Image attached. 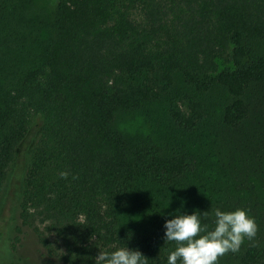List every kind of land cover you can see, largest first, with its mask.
<instances>
[{
    "label": "trees",
    "instance_id": "obj_1",
    "mask_svg": "<svg viewBox=\"0 0 264 264\" xmlns=\"http://www.w3.org/2000/svg\"><path fill=\"white\" fill-rule=\"evenodd\" d=\"M33 3L0 0V239L11 263L96 264L126 245L167 264L169 213L219 207L247 209L258 231L218 264H264V187L247 180L264 168V0H57L42 18ZM122 114L151 133H124ZM31 241L49 261L20 255Z\"/></svg>",
    "mask_w": 264,
    "mask_h": 264
},
{
    "label": "clouds",
    "instance_id": "obj_2",
    "mask_svg": "<svg viewBox=\"0 0 264 264\" xmlns=\"http://www.w3.org/2000/svg\"><path fill=\"white\" fill-rule=\"evenodd\" d=\"M169 215L172 218L165 219L163 238L165 244L174 242L175 247L168 251L167 264H218L220 257L238 252L245 239L254 238L258 231L255 218L244 208L222 211L217 207L214 213L194 210L191 214L177 210ZM210 215L214 219L208 223ZM113 249L100 252L96 264H148L139 249L126 245Z\"/></svg>",
    "mask_w": 264,
    "mask_h": 264
},
{
    "label": "rangeland",
    "instance_id": "obj_3",
    "mask_svg": "<svg viewBox=\"0 0 264 264\" xmlns=\"http://www.w3.org/2000/svg\"><path fill=\"white\" fill-rule=\"evenodd\" d=\"M56 1L57 0H34V3L31 6V10H30V14H32L31 16H37V17L42 18L43 16H41L40 12H44L46 9H48V7H52L54 4H56ZM118 126L124 133L130 136H133V137H141V136H145L151 133L148 128V125L142 120L141 117L136 116V115H130V114L120 115ZM38 136H39L38 129L34 128L30 132V135L28 136L25 143L21 145V147L19 148L18 155H17V163H16V166L10 178L7 204L9 203V201H11L12 199L15 200L19 196V191H20L19 187L22 184V181L24 180L25 172L27 169L26 167L28 166V161H29V157L31 154V150L36 144ZM256 146H258V148L260 147L259 145H256ZM259 170L264 171V168L261 167L259 168ZM260 171H258L256 178L249 174L250 177L247 179L250 183L251 189L253 190H260L261 187H264V177H263V173H261ZM256 181H258V184L256 183ZM8 208H9L8 205L4 207V212H5L4 214L6 215V217L8 215L7 213ZM2 217H3V214L0 213V220L2 219ZM5 224L6 223H4V221H0V226L1 225L5 226ZM20 246H19V249H21L20 255L28 256V257H24L27 260H30L33 262L39 258L40 263L42 261L43 262H46L47 260L49 261V258L45 256L40 257L38 255L37 246L32 241L27 242L25 246L22 248ZM5 247H6L5 241L4 239L1 238L0 239V264H12L11 263L12 260L9 259L10 255L7 253H4L6 251ZM10 258L13 259L14 257L12 256ZM17 264H22V263L18 262ZM29 264H33V263H29Z\"/></svg>",
    "mask_w": 264,
    "mask_h": 264
}]
</instances>
